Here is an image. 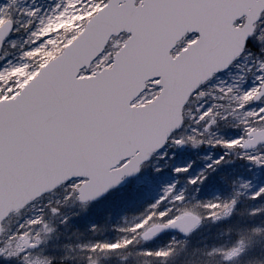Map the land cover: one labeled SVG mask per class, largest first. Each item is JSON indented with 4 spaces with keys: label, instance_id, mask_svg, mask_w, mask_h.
I'll return each instance as SVG.
<instances>
[{
    "label": "rangeland",
    "instance_id": "rangeland-1",
    "mask_svg": "<svg viewBox=\"0 0 264 264\" xmlns=\"http://www.w3.org/2000/svg\"><path fill=\"white\" fill-rule=\"evenodd\" d=\"M65 4L66 0H0V23L5 18L14 23L2 44L0 71L27 64V75L31 67L48 59L44 53L54 50V46L45 40L33 43V33L50 19L55 20ZM72 15L69 10L63 18L66 27L50 37L56 48L75 31L70 23ZM261 36L264 13L249 41L260 53L246 48L226 71L214 75L191 95L183 108L182 127L144 163L135 179L97 201L85 203L77 198L81 179H74L11 213L2 224L0 264H264V144L253 150H243L241 146L247 131L264 127V95L258 102L252 100L264 79ZM40 45H44V50L38 56L24 57L25 52ZM22 78L19 74L16 77ZM174 139L183 141L182 145L173 143ZM185 151H192L196 157L194 169L190 165L187 172H175L174 169L187 167L179 158ZM197 166L201 168L195 169ZM166 168L173 170L166 175ZM244 173L251 178L246 180ZM178 174V181H187L185 191L171 190L170 184L177 181ZM163 175L167 176L164 186L151 185ZM212 181H231L223 183L227 194L222 200L214 196L212 203L199 200L200 193L205 195L200 191L205 187L211 193ZM142 186L154 189L147 193L154 203L165 197V205H171L168 209L177 215L191 212L201 217L200 212L206 208L212 215L204 217L188 236L165 232L141 239V233L149 226L166 222L119 211L139 197L144 191ZM218 201L219 222L224 220L225 226L219 233L218 221L213 218ZM25 240L37 246L23 247Z\"/></svg>",
    "mask_w": 264,
    "mask_h": 264
},
{
    "label": "snow or ice",
    "instance_id": "snow-or-ice-1",
    "mask_svg": "<svg viewBox=\"0 0 264 264\" xmlns=\"http://www.w3.org/2000/svg\"><path fill=\"white\" fill-rule=\"evenodd\" d=\"M69 10L75 31L56 48L50 37L66 27ZM262 13L264 0H66L64 11L33 33V43L54 46L44 53L48 59L27 75V64L0 71V190L13 161L81 165L78 175L93 176L97 166L134 159L157 132L151 148L159 150L167 142L162 113L179 112L198 76L227 66L212 62L235 54L218 51V42L236 37L246 46ZM245 14L247 25L234 27Z\"/></svg>",
    "mask_w": 264,
    "mask_h": 264
},
{
    "label": "water",
    "instance_id": "water-1",
    "mask_svg": "<svg viewBox=\"0 0 264 264\" xmlns=\"http://www.w3.org/2000/svg\"><path fill=\"white\" fill-rule=\"evenodd\" d=\"M245 19L242 25H247L248 18L247 14L244 15ZM240 18V17H238ZM237 18V19H238ZM259 19V18H258ZM257 19V20H258ZM256 20V21H257ZM253 22V29L254 23ZM234 26V25H233ZM13 24L11 20H4L0 24V48L3 40L10 34ZM240 27V26H234ZM252 34V33H251ZM249 34V37L250 35ZM248 37V38H249ZM181 37H178L179 40ZM218 51L222 52H235L229 61H224L223 56L216 57L213 63H226L227 66L222 67V70H217L211 75L203 74L198 76L197 85L194 89L189 90V95L184 99V103L180 106L179 112H168L162 113L160 118L161 128H166L167 132L164 134V139L167 140L171 133L178 130L182 126L183 106L187 102L191 93L197 89L205 80L210 78L214 73L224 71L228 65L242 53L244 45H241L236 37H233L227 41L218 42ZM242 48L240 51L236 49ZM202 63L207 64V59L202 60ZM264 94V86L253 97L255 101L259 100ZM160 134L157 132L152 135L147 141V147L144 152L137 151L134 159H129L125 163L117 166L120 162L119 159L114 160L107 170L96 167L95 175H78L81 165H58L48 164L43 166H32V165H18L15 161L12 162L9 176L6 185L0 190V232H1V221L12 211L23 207L25 204L39 197L40 195L47 193L60 184L73 179V178H84L83 182L78 186V199L81 202L96 201L105 196L110 190L123 186L126 179L135 177L140 171L142 163L150 160L153 153L158 150L151 148V145L160 141ZM264 143V128L255 129L247 133V138L243 142V148L252 149ZM166 143L163 144V147ZM161 147V148H163ZM151 150L149 151V149ZM160 148V149H161ZM150 157V158H149ZM121 157L120 159H122ZM137 169L138 171H134ZM200 222V218L192 213H184L173 220L163 223L154 224L148 227L141 235L143 239H149L158 233L166 230L179 232L182 234H188L193 228H195ZM24 246H34V243L24 242ZM91 264H95L94 262Z\"/></svg>",
    "mask_w": 264,
    "mask_h": 264
},
{
    "label": "trees",
    "instance_id": "trees-1",
    "mask_svg": "<svg viewBox=\"0 0 264 264\" xmlns=\"http://www.w3.org/2000/svg\"><path fill=\"white\" fill-rule=\"evenodd\" d=\"M247 48H250L251 51H253L254 53H258V54L260 53V51L257 48H255L251 45V42L248 43ZM170 154H172V153H170ZM182 154L183 155H181L179 158H182L183 162L185 164H187V167H190V165H191L192 167H190V169L193 170L194 164H196V157L192 155V151H189V152L185 151ZM184 155H186V156H184ZM175 161L177 162V159ZM181 166L184 167L185 165L182 164ZM198 168L200 169L201 166L195 167V169H198ZM172 170H173L172 168H170V169L166 168L163 170V172L167 175V174L171 173ZM220 170L224 171L226 169H220ZM245 174H247V175L245 176ZM166 175H163L162 178L156 177L155 180H153L151 182V185L157 184L159 186L160 184H162L164 186L165 183H167V181H165V179L167 178ZM243 175L245 176L246 180H249L251 178V175L248 173H244ZM179 176L180 175L178 174L177 181H175V183L173 182L174 185H173V183L170 184L172 186L171 187L172 191L175 189H177L178 191L179 190L181 191L183 189V191H185V189H187L186 188L187 186L186 187L184 186V183H186L187 181H185V182L184 181H178ZM224 182H228V183L230 182L231 183V181H212V187L209 184L211 187L210 190H212L211 193H209V191L206 190V187H205L204 189L200 190L205 195H201L202 193H200V195H199L200 191H198V195H199L198 199L199 200L203 199L207 203H212V198L214 196L218 195L220 200H222L223 195L227 194V187L223 184ZM167 187H169V186H167ZM142 188L144 191L139 194V197L134 199V201H131L130 203L126 204L125 206H121V210H119V211H121L122 213H125V214L128 213L129 215H132V214L136 215L138 217H141L144 220H149L150 218H155V219L158 218L160 220L163 219L165 221H168L177 215V213H174V211L172 209H168V206H171V205H168V206L165 205V203L168 204V200L165 199V197L158 200L156 203H154V200H152V197L147 195V193H150L154 189H150V188H147L144 186H142ZM145 195H147V196H145ZM178 200L179 199H176L175 201H178ZM216 200L217 199H215V201ZM215 201H213V202H215ZM220 203H221V201H218L216 208L213 207V208H215L213 218H215V220L218 221L217 222L218 229L216 230L217 233H219L220 229H224V227H225L224 226V220L222 223H220L219 218H218V213L219 214L221 213L220 212L221 209L219 208ZM200 214H201V217L203 216L202 219L204 220V217H208V216L212 215V212L208 211L206 208L204 211L200 212ZM243 225H244V222L241 224L240 227H242ZM262 227H264V217H263ZM166 233H170V232H166ZM171 234H173V233H171ZM173 235L179 236L178 234H173ZM213 235H216V233H214Z\"/></svg>",
    "mask_w": 264,
    "mask_h": 264
},
{
    "label": "flooded vegetation",
    "instance_id": "flooded-vegetation-1",
    "mask_svg": "<svg viewBox=\"0 0 264 264\" xmlns=\"http://www.w3.org/2000/svg\"><path fill=\"white\" fill-rule=\"evenodd\" d=\"M70 237H71V235H70ZM68 242H69V241H68ZM36 246H37V245H36ZM60 248L63 249V250H67V247H66V246H62V245H61Z\"/></svg>",
    "mask_w": 264,
    "mask_h": 264
}]
</instances>
